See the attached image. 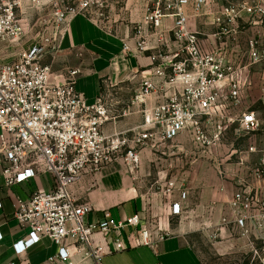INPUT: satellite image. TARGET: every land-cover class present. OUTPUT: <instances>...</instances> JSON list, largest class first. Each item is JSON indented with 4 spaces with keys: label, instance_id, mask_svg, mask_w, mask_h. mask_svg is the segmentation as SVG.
<instances>
[{
    "label": "built area",
    "instance_id": "obj_1",
    "mask_svg": "<svg viewBox=\"0 0 264 264\" xmlns=\"http://www.w3.org/2000/svg\"><path fill=\"white\" fill-rule=\"evenodd\" d=\"M224 1L156 0L147 10L138 26L135 48L124 44V51L137 56L149 50L144 26H152L154 36L164 45L165 36L158 30L165 18L174 19L171 34L176 49L152 56L151 74L142 80L132 101V106L140 108L144 123L140 132L128 139L105 133L104 126L115 119L112 100L103 96L95 104H87L77 90L81 68L68 69L61 82L53 67L43 63L45 57L60 52L77 17H92L95 12L121 6L125 0H0V43H19L39 23L42 26L16 60L0 63V157L5 163V184L11 187L43 175L54 178L52 189L36 191L15 206V219L30 230L27 239L14 245L17 255L49 239L58 247L50 258L53 264H103L105 250L95 240L97 234L116 252L129 245L157 251L171 234L160 221L143 223L140 214L116 220L106 211L102 220L90 222L95 208L88 202L79 203L72 187L84 177L97 175L123 154L134 172L139 169L143 149L165 145L184 131H190L208 152L218 146L233 123L238 122L240 130L247 133L260 130L254 112H244L239 118L233 114L251 86L250 67L264 63L261 34L248 40L250 64L238 66L229 61L224 48L208 46L190 27L192 16L209 14L220 28L216 36L221 37L236 32L241 21H264V1L230 5ZM33 11L44 12L46 17L34 22ZM130 113L127 110L123 116ZM244 162L241 159L240 163ZM250 173L256 186L234 193L229 215L222 218L220 226L212 222L206 227L214 229L211 239H218L223 228L232 227L252 248L257 242L264 246V158ZM175 189L176 184L170 182L162 193L170 198ZM181 196L186 200L187 193ZM183 212L180 203L172 206V216ZM129 228L134 230L126 238ZM251 264H264V255L255 252Z\"/></svg>",
    "mask_w": 264,
    "mask_h": 264
},
{
    "label": "crops",
    "instance_id": "obj_2",
    "mask_svg": "<svg viewBox=\"0 0 264 264\" xmlns=\"http://www.w3.org/2000/svg\"><path fill=\"white\" fill-rule=\"evenodd\" d=\"M155 1L125 0L121 6L95 12L92 17H77L60 52L43 60L44 64L53 67L61 82L68 69L81 68L83 73L77 90L84 95L87 104L93 105L103 96L112 100L111 115L115 119L104 126L107 135L132 139L140 132L144 117L139 107L132 106L136 91L142 80L151 74L152 56L169 54L176 49L171 34L174 19L165 18L158 30L165 36L164 45L154 36L152 26H144L143 33L149 36V50L137 56L124 51V44L135 48L138 26ZM212 10L216 11L217 7ZM189 14L192 16L190 10ZM258 26L253 24L262 31L263 28ZM190 27L207 40L208 46L224 48L231 63L238 66L250 64L248 42L240 25L236 26V32L217 37L220 28L213 24V18L208 14L198 18L192 16ZM21 50L9 48L6 42H1L0 63L16 60ZM250 71L251 86L233 116L239 118L244 112H254L261 123L260 130L247 133L240 130L238 122L233 123L218 146L208 152L196 143L190 131H184L165 145L143 149L138 170L130 171L123 154L121 159L97 175L84 177L72 187L79 203L88 202L95 208L90 222L102 220L106 211L116 220L140 214L143 223L160 221L170 230L171 234L159 244L157 251L129 245L125 251L116 252L110 242H104L97 234L94 238L105 250L103 264H206V255L196 243L199 238L209 241L220 257L248 248L258 253L264 251L260 242L252 248L232 227L223 228L216 240L210 238L214 229L206 228L212 222L220 226L222 218L229 215V200L234 193L256 186L250 172L264 158V63L251 66ZM152 106L153 102H149L148 107ZM127 110L131 113L123 116ZM208 131L212 133V128ZM241 159L245 160L244 164L240 163ZM4 167L0 157V232L3 235L0 264H53L50 258L57 254L58 247L49 239L22 255L16 254L14 245L27 239L30 230L21 226L14 214L19 200L29 199L36 191L52 189L54 178L43 175L7 187ZM170 182L176 184V189L173 196L167 198L162 190ZM182 193H187L186 200H182ZM176 203H180L184 210L180 216L171 215ZM133 230L127 229L125 237Z\"/></svg>",
    "mask_w": 264,
    "mask_h": 264
},
{
    "label": "rangeland",
    "instance_id": "obj_3",
    "mask_svg": "<svg viewBox=\"0 0 264 264\" xmlns=\"http://www.w3.org/2000/svg\"><path fill=\"white\" fill-rule=\"evenodd\" d=\"M264 0H225L224 5H230V4H241L243 2H250L252 4L260 3ZM32 18L35 19L34 22H37L40 17L41 19H44L46 17V13L38 14L36 11L31 12ZM259 24L262 27V31L260 29H257L253 27V24ZM241 29L243 28V37L245 40L254 38L259 33L261 34V47L264 49V21L259 20H253L249 23L247 21H241L239 23ZM251 25V26H250ZM34 27V26H33ZM42 30V26L40 23L34 27L31 31L28 32V34L19 42L12 45H8L9 48H14L16 50L22 49V47L26 46L30 42L36 38V35L38 34V30ZM264 114V113H263ZM198 245L201 246L202 250L204 251L206 255V264H251L254 261L255 258V252L253 250H238L233 254L230 255H224L222 257L217 256L214 250L211 248V243L209 241L204 240L203 238H199L197 240ZM261 248V247H258ZM260 255H264V251L262 250V253H259Z\"/></svg>",
    "mask_w": 264,
    "mask_h": 264
}]
</instances>
